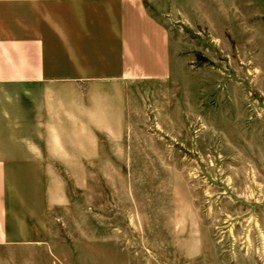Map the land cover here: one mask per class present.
I'll return each mask as SVG.
<instances>
[{
  "label": "rangeland",
  "instance_id": "obj_1",
  "mask_svg": "<svg viewBox=\"0 0 264 264\" xmlns=\"http://www.w3.org/2000/svg\"><path fill=\"white\" fill-rule=\"evenodd\" d=\"M148 6L171 76L124 85L120 124L60 172L69 201L11 264H264V0Z\"/></svg>",
  "mask_w": 264,
  "mask_h": 264
},
{
  "label": "crops",
  "instance_id": "obj_2",
  "mask_svg": "<svg viewBox=\"0 0 264 264\" xmlns=\"http://www.w3.org/2000/svg\"><path fill=\"white\" fill-rule=\"evenodd\" d=\"M164 1L0 0V264L69 201L60 172L96 158L124 85L171 76Z\"/></svg>",
  "mask_w": 264,
  "mask_h": 264
}]
</instances>
